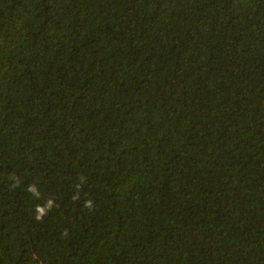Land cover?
<instances>
[{
  "label": "trees",
  "instance_id": "trees-1",
  "mask_svg": "<svg viewBox=\"0 0 264 264\" xmlns=\"http://www.w3.org/2000/svg\"><path fill=\"white\" fill-rule=\"evenodd\" d=\"M0 264H264V0H0Z\"/></svg>",
  "mask_w": 264,
  "mask_h": 264
}]
</instances>
